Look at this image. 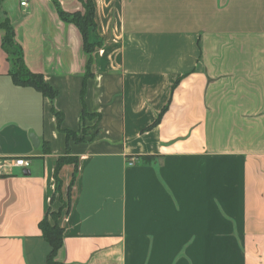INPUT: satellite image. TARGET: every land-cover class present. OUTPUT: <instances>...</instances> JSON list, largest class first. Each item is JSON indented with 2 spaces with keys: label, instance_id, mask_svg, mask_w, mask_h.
I'll return each mask as SVG.
<instances>
[{
  "label": "crops",
  "instance_id": "crops-1",
  "mask_svg": "<svg viewBox=\"0 0 264 264\" xmlns=\"http://www.w3.org/2000/svg\"><path fill=\"white\" fill-rule=\"evenodd\" d=\"M21 1L0 24L57 94L0 25V156L32 159L0 176V264H49L50 212L62 264H264V0H91L86 32L59 12L85 0Z\"/></svg>",
  "mask_w": 264,
  "mask_h": 264
},
{
  "label": "trees",
  "instance_id": "trees-1",
  "mask_svg": "<svg viewBox=\"0 0 264 264\" xmlns=\"http://www.w3.org/2000/svg\"><path fill=\"white\" fill-rule=\"evenodd\" d=\"M85 12L84 13H73L68 14L64 10L59 9V12L64 20L72 21L76 23L83 31H87L88 28L93 27V4L91 0H85L84 2ZM5 29V35L2 40V46L7 53L8 60L11 64L10 74L13 80L19 85H32L39 89L44 94L54 98L57 91L44 80V77L40 73L32 72L25 63L23 49L20 44L15 40V33L13 27L7 22H2L0 24ZM90 44L87 42V51H90ZM84 93V90H83ZM87 115L86 108L83 109V118ZM58 123L62 121V115L56 112ZM84 130V129H83ZM68 136L74 137L76 140H80L77 134L73 131H67ZM72 160L69 156L60 157L57 161V166L55 170L57 187H60L61 180L59 179V171L64 163ZM77 164V163H76ZM76 175V171H75ZM40 227L43 231V236L50 242L52 250L48 256L49 264H62L55 260V255L59 249L63 240V229L58 223V215L55 217V224L51 225L48 218L41 221Z\"/></svg>",
  "mask_w": 264,
  "mask_h": 264
},
{
  "label": "built area",
  "instance_id": "built-area-1",
  "mask_svg": "<svg viewBox=\"0 0 264 264\" xmlns=\"http://www.w3.org/2000/svg\"><path fill=\"white\" fill-rule=\"evenodd\" d=\"M21 5L26 6L27 0H22ZM31 164H32V159L30 157L0 156V176H5L7 174H10L12 170L15 168H21V169L29 168Z\"/></svg>",
  "mask_w": 264,
  "mask_h": 264
},
{
  "label": "rangeland",
  "instance_id": "rangeland-1",
  "mask_svg": "<svg viewBox=\"0 0 264 264\" xmlns=\"http://www.w3.org/2000/svg\"><path fill=\"white\" fill-rule=\"evenodd\" d=\"M55 217H56V213H53V212H50L49 213L48 220H49V223L51 225H54L55 224Z\"/></svg>",
  "mask_w": 264,
  "mask_h": 264
}]
</instances>
